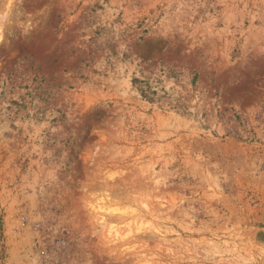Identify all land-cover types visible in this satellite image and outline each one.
Instances as JSON below:
<instances>
[{
	"label": "rangeland",
	"instance_id": "374dc122",
	"mask_svg": "<svg viewBox=\"0 0 264 264\" xmlns=\"http://www.w3.org/2000/svg\"><path fill=\"white\" fill-rule=\"evenodd\" d=\"M0 264H264V0H0Z\"/></svg>",
	"mask_w": 264,
	"mask_h": 264
}]
</instances>
